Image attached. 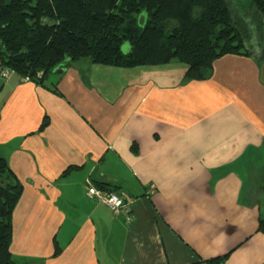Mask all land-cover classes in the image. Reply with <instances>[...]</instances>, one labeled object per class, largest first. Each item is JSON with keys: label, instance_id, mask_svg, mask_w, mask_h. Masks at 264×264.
Masks as SVG:
<instances>
[{"label": "crops", "instance_id": "crops-1", "mask_svg": "<svg viewBox=\"0 0 264 264\" xmlns=\"http://www.w3.org/2000/svg\"><path fill=\"white\" fill-rule=\"evenodd\" d=\"M238 13L240 31L256 18L244 30L249 57L223 56L205 81L183 84L176 62H77L58 96L0 76V157L22 186L17 262L203 264L228 254L225 264H264V17ZM87 181L134 198L133 223L89 198Z\"/></svg>", "mask_w": 264, "mask_h": 264}, {"label": "trees", "instance_id": "trees-1", "mask_svg": "<svg viewBox=\"0 0 264 264\" xmlns=\"http://www.w3.org/2000/svg\"><path fill=\"white\" fill-rule=\"evenodd\" d=\"M236 1L0 0L1 70L58 96L59 79L77 62L116 68L176 62L186 66L183 84L205 81L212 76L213 63L223 56L249 57L234 23L240 8ZM249 1L264 17V0ZM142 13L145 18L140 20ZM123 42L129 43L126 54L121 51ZM47 124L45 118L39 132ZM131 150L137 153L136 144ZM21 194L20 182L0 157V264H21L10 252L12 214ZM258 231L264 234V220ZM60 252L55 245L52 257ZM227 257L197 262L225 264Z\"/></svg>", "mask_w": 264, "mask_h": 264}, {"label": "built area", "instance_id": "built-area-1", "mask_svg": "<svg viewBox=\"0 0 264 264\" xmlns=\"http://www.w3.org/2000/svg\"><path fill=\"white\" fill-rule=\"evenodd\" d=\"M11 72L8 69H2L0 76L3 79L9 78ZM23 81H27L24 79ZM86 195L94 199L97 203L108 207L115 216H122L126 224H131L134 221L133 203L134 198L129 196L126 192L120 194L110 193L107 191L97 189L90 181H87ZM155 191V186H150V193Z\"/></svg>", "mask_w": 264, "mask_h": 264}, {"label": "rangeland", "instance_id": "rangeland-1", "mask_svg": "<svg viewBox=\"0 0 264 264\" xmlns=\"http://www.w3.org/2000/svg\"><path fill=\"white\" fill-rule=\"evenodd\" d=\"M236 5L238 7H240L237 10L242 11V13H246V12L247 13H250L251 11L252 12L255 11V8L253 7V5L250 3L249 0H237L236 1ZM237 14H239V13L237 12ZM143 17L145 18V14L144 13H142L139 16V19L141 20ZM248 20H251L252 21V24H253L254 27L257 25L256 18H255V16L252 13H250V15L248 16ZM253 26L252 27L251 26H248L247 21H246V25H245V21H244L243 27L241 26V28H242L241 29V32H243V34H242L243 40L245 38L244 30H246V29H250L251 30V29L254 28ZM243 49L248 50V49H246L245 46L243 47ZM128 50H129V43L128 42H123V44L121 45V51L124 52V54H126V52H128ZM260 176L261 175L257 174V177H256V180L257 181L260 179ZM262 185H264L263 182H256V186H262Z\"/></svg>", "mask_w": 264, "mask_h": 264}]
</instances>
